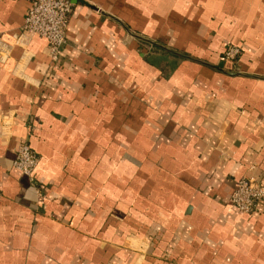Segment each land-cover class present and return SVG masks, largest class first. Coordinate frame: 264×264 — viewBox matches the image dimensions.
<instances>
[{"label": "crops", "instance_id": "crops-1", "mask_svg": "<svg viewBox=\"0 0 264 264\" xmlns=\"http://www.w3.org/2000/svg\"><path fill=\"white\" fill-rule=\"evenodd\" d=\"M72 1L53 62L0 0V264H264V201L229 203L264 183V0Z\"/></svg>", "mask_w": 264, "mask_h": 264}, {"label": "built area", "instance_id": "built-area-1", "mask_svg": "<svg viewBox=\"0 0 264 264\" xmlns=\"http://www.w3.org/2000/svg\"><path fill=\"white\" fill-rule=\"evenodd\" d=\"M73 11L72 0H32L24 20L26 34H36L48 42L49 56L53 62L59 61L62 49L68 41L67 30ZM240 50L231 46L226 56L235 59ZM40 158L28 142L19 143L14 158V166L31 180L38 168ZM264 201V183L255 177H242L237 181L229 203L240 212H255Z\"/></svg>", "mask_w": 264, "mask_h": 264}]
</instances>
